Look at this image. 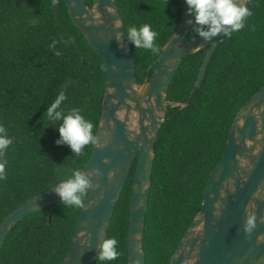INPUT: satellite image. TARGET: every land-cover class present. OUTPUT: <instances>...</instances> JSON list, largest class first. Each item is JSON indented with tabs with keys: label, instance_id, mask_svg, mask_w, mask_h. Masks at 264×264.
Segmentation results:
<instances>
[{
	"label": "trees",
	"instance_id": "16d2710c",
	"mask_svg": "<svg viewBox=\"0 0 264 264\" xmlns=\"http://www.w3.org/2000/svg\"><path fill=\"white\" fill-rule=\"evenodd\" d=\"M116 1L126 31L148 24L157 33L158 53L131 44L142 84L181 21L182 0ZM246 6L252 14L244 28L219 41L195 101L169 108L161 125L144 233L146 264L170 263L202 208L205 185L225 151L236 112L264 84V0H248ZM197 36L191 25L186 39ZM207 49L183 59L169 100H188ZM104 90L101 56L73 21L65 0H0V125L13 138L0 156L7 161V179L0 181V224L66 178L64 173L82 169L92 154L93 144L80 156L67 144H56L60 122L50 124L48 106L63 91L67 99L61 108L80 109L96 135ZM134 172L135 166L106 237H116L119 256L106 264H128ZM81 210L60 202L28 215L8 235L0 264H61Z\"/></svg>",
	"mask_w": 264,
	"mask_h": 264
},
{
	"label": "water",
	"instance_id": "95a60500",
	"mask_svg": "<svg viewBox=\"0 0 264 264\" xmlns=\"http://www.w3.org/2000/svg\"><path fill=\"white\" fill-rule=\"evenodd\" d=\"M246 5L248 0H242ZM75 24L101 56L105 90L92 154L81 169H99L61 264H94L115 207L135 166L128 229V264H146L144 233L155 144L168 109L192 104L224 34L211 41L186 39L192 18L182 0V18L141 84L132 45L116 0H65ZM120 36V40L117 36ZM121 42L124 47H121ZM208 47L186 102L168 99L183 59ZM259 192L260 196L255 194ZM61 202L55 186L11 212L0 224V250L15 226L30 214ZM256 217L247 233L246 218ZM169 264H264V84L236 112L225 151L210 173L201 210Z\"/></svg>",
	"mask_w": 264,
	"mask_h": 264
},
{
	"label": "clouds",
	"instance_id": "9594fccd",
	"mask_svg": "<svg viewBox=\"0 0 264 264\" xmlns=\"http://www.w3.org/2000/svg\"><path fill=\"white\" fill-rule=\"evenodd\" d=\"M188 12L191 19L188 21L193 26L196 34L205 40L211 41L213 37L223 33L224 37H231L232 33L238 32L245 27L244 20L252 13L242 0H186ZM157 33L148 24L140 27L132 26L127 29L128 41L137 49H147L154 53L159 52V46L155 43ZM120 40V36H117ZM56 41L49 45L56 47ZM121 47L124 44L121 42ZM59 56V51L55 52ZM67 99L62 91L47 108V117L51 125L59 121L58 131L60 138L56 140L57 145L67 144L72 152L80 156L87 145L95 144L97 137L94 134V124L85 119L80 109L73 108L67 112L61 108L62 103ZM13 143V138L7 134L4 126L0 125V156H2L9 145ZM6 160H0V181L7 179ZM99 169L85 172L79 168L64 173L66 178L60 179L55 185V192L61 197V202L69 207L84 208L85 198L94 189V182L90 178L98 175ZM256 196H260L257 192ZM256 227V217L249 215L246 218L245 231L251 233ZM118 241L116 237L105 238L99 245L97 261L101 264L118 259Z\"/></svg>",
	"mask_w": 264,
	"mask_h": 264
}]
</instances>
